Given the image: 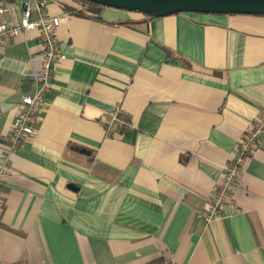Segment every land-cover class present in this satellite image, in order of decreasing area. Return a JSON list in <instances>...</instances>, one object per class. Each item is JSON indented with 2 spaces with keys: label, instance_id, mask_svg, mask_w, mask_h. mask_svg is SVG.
Wrapping results in <instances>:
<instances>
[{
  "label": "crops",
  "instance_id": "crops-1",
  "mask_svg": "<svg viewBox=\"0 0 264 264\" xmlns=\"http://www.w3.org/2000/svg\"><path fill=\"white\" fill-rule=\"evenodd\" d=\"M23 1L0 0L6 20ZM47 11L60 57L3 175L0 264H264V131L220 214L202 215L264 109V15ZM40 52L34 30L3 45L0 164ZM114 110L132 128L107 136Z\"/></svg>",
  "mask_w": 264,
  "mask_h": 264
},
{
  "label": "built area",
  "instance_id": "built-area-1",
  "mask_svg": "<svg viewBox=\"0 0 264 264\" xmlns=\"http://www.w3.org/2000/svg\"><path fill=\"white\" fill-rule=\"evenodd\" d=\"M47 5L48 0H24L20 18L13 23L5 19L10 8L0 3V57L3 45L7 40L31 30L36 31L41 46L40 66L33 76L32 92L23 95L20 99L12 135L1 155L3 162L0 164V192L11 153L22 143L28 141L36 132L35 125L43 110V99L51 86L53 66L60 57L56 29L61 25L63 17L50 15ZM104 128L105 135L111 136L121 133L122 129L132 128V125L126 116L121 115L118 110H114L105 115ZM263 131L264 109L237 141L230 159L224 165L223 179L214 189L202 213L206 221L220 214V208L226 195L231 193L237 185L249 155L259 146L260 134ZM166 264L178 263L169 257Z\"/></svg>",
  "mask_w": 264,
  "mask_h": 264
},
{
  "label": "water",
  "instance_id": "water-1",
  "mask_svg": "<svg viewBox=\"0 0 264 264\" xmlns=\"http://www.w3.org/2000/svg\"><path fill=\"white\" fill-rule=\"evenodd\" d=\"M151 17L181 12L264 15V0H85ZM74 188L72 184L69 185Z\"/></svg>",
  "mask_w": 264,
  "mask_h": 264
},
{
  "label": "trees",
  "instance_id": "trees-1",
  "mask_svg": "<svg viewBox=\"0 0 264 264\" xmlns=\"http://www.w3.org/2000/svg\"><path fill=\"white\" fill-rule=\"evenodd\" d=\"M61 1L62 7L65 11L72 13V14H77V15H84L86 12L90 13L91 15H96L98 13V11L101 9V7H103L102 5L99 4H95L89 1H85V0H70L69 2H65V1ZM78 2H83V4H85L87 6V9H76L75 8V4ZM147 17H151L146 15Z\"/></svg>",
  "mask_w": 264,
  "mask_h": 264
},
{
  "label": "rangeland",
  "instance_id": "rangeland-1",
  "mask_svg": "<svg viewBox=\"0 0 264 264\" xmlns=\"http://www.w3.org/2000/svg\"><path fill=\"white\" fill-rule=\"evenodd\" d=\"M75 8L77 9H80V8H82V9H87V6L85 5V4H83V2H78V3H76L75 5ZM88 13V12H87Z\"/></svg>",
  "mask_w": 264,
  "mask_h": 264
}]
</instances>
